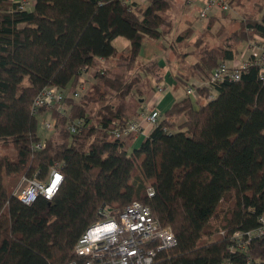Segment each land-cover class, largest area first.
Returning a JSON list of instances; mask_svg holds the SVG:
<instances>
[{
    "label": "trees",
    "instance_id": "1",
    "mask_svg": "<svg viewBox=\"0 0 264 264\" xmlns=\"http://www.w3.org/2000/svg\"><path fill=\"white\" fill-rule=\"evenodd\" d=\"M146 1L36 0L31 10H20L0 0V142L15 149L14 156L0 154V216L8 217L0 220V264L74 259L79 238L102 219L101 208L120 211L134 200L150 206L177 239L150 264H264V233L245 235V249H230L233 234L257 229L264 214V79L256 65L238 80L215 84L211 98L204 84L196 86V99L186 91L137 148V132L113 133L139 115L141 98L156 90L149 76L162 79L157 54L138 64L146 40L161 42L168 64L178 61L177 77L187 89L191 77L207 80L255 33L264 35V0H247L252 7L240 17L210 16L191 50L193 24L171 43L163 41L176 29L174 0ZM243 4L232 0V6ZM222 18L237 27L227 32L221 25L220 40L211 44L205 34ZM117 36L130 46L119 50ZM52 85L67 95L42 108L57 119L42 139L32 103ZM77 120L83 125L72 132ZM38 140L44 141L40 149L34 148ZM58 161L64 179L51 200L40 195L27 205L14 194L24 175L43 176Z\"/></svg>",
    "mask_w": 264,
    "mask_h": 264
},
{
    "label": "built area",
    "instance_id": "2",
    "mask_svg": "<svg viewBox=\"0 0 264 264\" xmlns=\"http://www.w3.org/2000/svg\"><path fill=\"white\" fill-rule=\"evenodd\" d=\"M17 3L20 10H31L36 0H12ZM129 3L132 0H122ZM189 6H193L194 0H186ZM232 9V0H204L200 8V19H206L211 15L229 12ZM248 58L245 61L239 59L221 61L213 70L211 76L202 84L210 89V98L213 97L214 85L224 79L238 80L244 70L250 65L258 67L261 79H264V35H258L251 39L245 48ZM161 90V86L157 87ZM187 94L193 99L198 96L196 87L191 83L187 86ZM67 93L57 86H47L35 97L32 103V114L40 116L42 108L61 104ZM75 97L79 92L74 93ZM161 113L158 109L149 112H141L134 116L124 126L117 125L113 130L115 137L121 138L131 132H144V122L155 126ZM43 131L49 132L55 129L57 119L52 114H46L39 120ZM82 120H77L71 125L72 132H76ZM44 141L35 143L34 148L40 149ZM38 171L33 176L24 175L14 194L25 204L30 205L42 195L51 200L58 192L63 179L62 163L56 162L43 176ZM155 189L148 187V195L153 196ZM99 213L102 219L93 223L79 238L74 247L77 256L63 264H150L158 249H166L177 243L176 236L169 226H164L154 217L150 206L142 201L134 200L124 209L110 210L101 208ZM260 225L257 229L244 234L236 231L233 234L234 245L230 249H245L248 243L245 235L252 236L264 233V214L259 217ZM224 231H221L223 233ZM229 264V263H225Z\"/></svg>",
    "mask_w": 264,
    "mask_h": 264
},
{
    "label": "rangeland",
    "instance_id": "3",
    "mask_svg": "<svg viewBox=\"0 0 264 264\" xmlns=\"http://www.w3.org/2000/svg\"><path fill=\"white\" fill-rule=\"evenodd\" d=\"M139 3H143V5H145L147 3L146 0H135ZM245 1V4L243 5H233L232 9L229 11L230 16L232 17H240L241 14L245 13L247 10H249L252 7V1H247V0H243ZM199 4L196 6H189L185 0H174L173 4H172V9H171V17L172 20L174 21V25H175V30L173 31V33L171 35H169L166 39H164V43L169 44L171 43V41L175 38L176 35H178L180 32H183V30L185 28H187L190 24H193V28H194V34L188 38V48L187 50H191L193 49L195 46L193 44L194 38L195 36L203 33L207 27V22L208 19L205 20H200L197 15L200 11V9H198L199 7H202V1H198ZM220 15V14H218ZM229 18H222L220 20V23H216L213 27H212V32L210 33H206L205 37L207 38V40L211 43V44H215L220 40V36L217 35L216 33L218 32V29L221 25H224L226 28L227 32H231L233 31L236 27L237 24H234L233 22L228 20ZM161 43V42H160ZM159 42H154L152 40H148L147 43L144 44V46L142 47V51H145V48H147V55L145 58L149 59L151 56H154L157 53V56L160 57L161 59L166 61V58L163 56L164 51L162 49L161 44ZM113 44L115 46H117L119 49H125L128 48L130 46V40L124 36H117L113 39ZM122 45V47H121ZM156 49V50H155ZM243 49V46H242ZM241 49V51H242ZM241 53V52H240ZM150 55V56H149ZM169 56H172L169 55ZM195 60L194 56H191L188 58L189 62H192ZM141 56L140 59L138 60V64H141ZM176 65L178 63V61H175ZM166 71V67H162L161 69V73H164ZM87 77V75H85V78ZM86 83H84V86L82 87L83 89H85ZM81 94V92H80ZM77 97L79 99L80 97ZM47 114H51V111H43L42 114L38 117L39 120H41L42 118L45 117L46 113ZM53 133V131H49V132H45L43 131V129L41 128V126L39 125V135H41L42 139L45 137L50 136ZM0 154H7V155H15V149L12 143H3L0 142ZM19 185V183L17 184V186ZM17 186L15 187L14 191L16 190ZM229 206V199L225 198L222 201L221 204V209L222 210H226ZM223 212H221L220 214L222 215ZM221 217V216H220ZM215 217L211 220L212 225L215 226V223H218V220L220 219ZM4 219V220H3ZM0 220L1 221H7L8 222V217L5 215V213L2 214V216H0Z\"/></svg>",
    "mask_w": 264,
    "mask_h": 264
},
{
    "label": "crops",
    "instance_id": "4",
    "mask_svg": "<svg viewBox=\"0 0 264 264\" xmlns=\"http://www.w3.org/2000/svg\"><path fill=\"white\" fill-rule=\"evenodd\" d=\"M198 1H200V2L202 1L201 3L203 5L204 0H194L193 6H196V4L198 5L199 4ZM200 8L201 7H199L198 9H200ZM218 14H215V15H218ZM211 16H213V15H211ZM198 18L200 19L199 14H198ZM208 18H206V19H208ZM200 20H205V19H200ZM258 35H260V34L255 33L254 37H256ZM147 41L148 40H146L145 43H147ZM249 41L242 44L243 49H242L241 53L238 55L237 59H239L241 61L242 60L245 61L248 58L249 55H248V53L245 52V48H246V45ZM242 46H241V48H242ZM121 47H122V45H121ZM146 49L147 48H145L144 52H141V61L142 62L147 60V58H145L147 55ZM159 49H162V48H159ZM119 50H122V49H119ZM163 56L166 58L165 51H164ZM153 57L154 56H151L150 58H153ZM189 57H191V56H189ZM158 59H159L160 65H161V69H162V67L165 66L166 71L164 73H161L160 72L161 69L159 70L158 73L161 75L160 77H162V79L159 82L156 81V79H154L153 77L149 76L151 78V82L153 84V87H155L156 90H154V92L151 93V95H149L148 97L141 98V102L143 104H142V107L140 109V113L141 112H149V111H152L153 109H158L162 115L165 113V111H167L171 107V105L176 100L182 99L186 95V87L183 86L182 82L177 77L176 63L174 62L172 64H168L167 62H165V60L161 59L160 57H158ZM192 62H194V61H192ZM191 83L196 87V86L201 85L203 83V80L196 78V77H191L189 79V84H191ZM158 86L162 87L161 90H159L157 88ZM45 113L47 114V112H45ZM144 127H145V131L144 132L142 131L136 135V138L134 140L132 148L139 147L140 144L142 143L143 139L147 135H149V133L154 128V126L147 124V122H144Z\"/></svg>",
    "mask_w": 264,
    "mask_h": 264
},
{
    "label": "bare ground",
    "instance_id": "5",
    "mask_svg": "<svg viewBox=\"0 0 264 264\" xmlns=\"http://www.w3.org/2000/svg\"><path fill=\"white\" fill-rule=\"evenodd\" d=\"M39 141V140H38ZM61 187V186H60Z\"/></svg>",
    "mask_w": 264,
    "mask_h": 264
}]
</instances>
